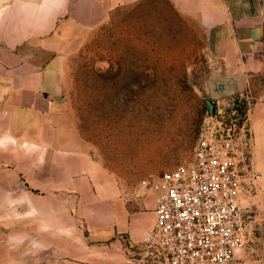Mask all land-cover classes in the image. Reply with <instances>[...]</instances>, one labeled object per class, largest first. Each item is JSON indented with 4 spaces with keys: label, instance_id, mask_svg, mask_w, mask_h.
Wrapping results in <instances>:
<instances>
[{
    "label": "crops",
    "instance_id": "0c3cea01",
    "mask_svg": "<svg viewBox=\"0 0 264 264\" xmlns=\"http://www.w3.org/2000/svg\"><path fill=\"white\" fill-rule=\"evenodd\" d=\"M140 7L164 18L167 31H183L189 46L201 41L209 99L228 91L256 99L247 162L259 179L245 183L240 197L247 242L233 264H264V0L0 6V264H144L154 196L142 194V179L124 189L90 153L63 105L69 49L117 11ZM217 85L227 89L216 92Z\"/></svg>",
    "mask_w": 264,
    "mask_h": 264
},
{
    "label": "rangeland",
    "instance_id": "374dc122",
    "mask_svg": "<svg viewBox=\"0 0 264 264\" xmlns=\"http://www.w3.org/2000/svg\"><path fill=\"white\" fill-rule=\"evenodd\" d=\"M149 13L120 10L83 34L64 76L63 105L78 136L124 189L191 161L212 86L201 41L189 46L183 31Z\"/></svg>",
    "mask_w": 264,
    "mask_h": 264
},
{
    "label": "built area",
    "instance_id": "2783aa9c",
    "mask_svg": "<svg viewBox=\"0 0 264 264\" xmlns=\"http://www.w3.org/2000/svg\"><path fill=\"white\" fill-rule=\"evenodd\" d=\"M207 113L188 163L140 182L155 198L156 221L147 234L144 264H233L247 242L240 197L259 179L247 162L250 91Z\"/></svg>",
    "mask_w": 264,
    "mask_h": 264
},
{
    "label": "water",
    "instance_id": "95a60500",
    "mask_svg": "<svg viewBox=\"0 0 264 264\" xmlns=\"http://www.w3.org/2000/svg\"><path fill=\"white\" fill-rule=\"evenodd\" d=\"M214 82L215 81H212V83H214ZM226 89H227V85H217L216 86V92H224ZM238 93H240V91ZM236 94H237V92L228 91V92L222 93V95H220L219 97H216L214 95L212 99H207L206 104L208 107V114L209 115H216L218 100H223V99L229 98V97L236 95Z\"/></svg>",
    "mask_w": 264,
    "mask_h": 264
}]
</instances>
